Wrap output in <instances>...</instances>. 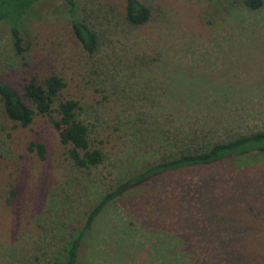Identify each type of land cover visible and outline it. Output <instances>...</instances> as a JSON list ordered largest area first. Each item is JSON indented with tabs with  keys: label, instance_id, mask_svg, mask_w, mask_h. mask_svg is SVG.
<instances>
[{
	"label": "rangeland",
	"instance_id": "374dc122",
	"mask_svg": "<svg viewBox=\"0 0 264 264\" xmlns=\"http://www.w3.org/2000/svg\"><path fill=\"white\" fill-rule=\"evenodd\" d=\"M73 0L97 37L85 52L64 0L22 15V53L0 20V79L19 94L56 74L78 103L95 166L77 167L50 116L20 127L0 106V264H61L66 242L117 185L181 151L264 129V0ZM30 142L44 147L39 159ZM75 264H264V153L154 174L106 201Z\"/></svg>",
	"mask_w": 264,
	"mask_h": 264
},
{
	"label": "trees",
	"instance_id": "16d2710c",
	"mask_svg": "<svg viewBox=\"0 0 264 264\" xmlns=\"http://www.w3.org/2000/svg\"><path fill=\"white\" fill-rule=\"evenodd\" d=\"M38 0H0V20L7 24L15 53H22V15ZM69 6L70 24L74 37L82 49L92 53L97 46V37L85 23L77 19L73 12V0H64ZM246 7L256 9L262 0H243ZM124 17L130 24L141 25L150 18L149 8L139 0H124ZM64 87V81L56 74H50L37 81L30 78L21 87L19 94L13 87L0 79V106L6 118L20 127H26L35 115L50 116L54 111L56 118L50 117L51 124L58 134V140L66 146V155L77 167H88L99 164L103 153L90 148L87 137V126L76 118L79 108L76 100L62 99L56 107H52L58 92ZM28 151H34L39 159L44 157V147L38 142H30ZM250 152L264 153V129L239 135L227 141L215 142L208 147L181 151L172 158L150 165L142 172L129 177L103 198L87 213L81 227L71 235L64 246L61 264H75L81 237L89 227L103 204L130 187L154 174L174 171L183 167L208 165L227 156L242 155Z\"/></svg>",
	"mask_w": 264,
	"mask_h": 264
}]
</instances>
